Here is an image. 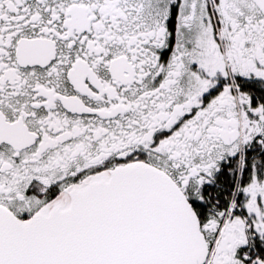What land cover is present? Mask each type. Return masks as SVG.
<instances>
[{"label":"snow or ice","instance_id":"snow-or-ice-1","mask_svg":"<svg viewBox=\"0 0 264 264\" xmlns=\"http://www.w3.org/2000/svg\"><path fill=\"white\" fill-rule=\"evenodd\" d=\"M0 264H264V0H0Z\"/></svg>","mask_w":264,"mask_h":264}]
</instances>
